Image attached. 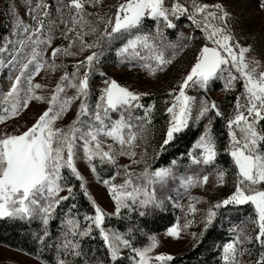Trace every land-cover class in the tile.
Returning a JSON list of instances; mask_svg holds the SVG:
<instances>
[{"label": "snow or ice", "instance_id": "snow-or-ice-1", "mask_svg": "<svg viewBox=\"0 0 264 264\" xmlns=\"http://www.w3.org/2000/svg\"><path fill=\"white\" fill-rule=\"evenodd\" d=\"M22 3L27 20L16 4L9 2L5 16L11 17V26L0 37V70H7L8 82L6 90L0 86V123L19 117L31 102L45 103L46 107L23 130L9 132L5 126L0 131V218L40 221L41 229L33 233L34 239L41 249H55L52 261L42 264H75L77 259L82 264H118L121 249L129 250L130 264H169L171 254L153 252L159 244L155 234L148 235L147 244L134 246L136 227L121 232L104 226L106 216L120 218L123 213L124 219L131 220L138 212L143 217L149 209L163 208L166 200L184 211L183 223L177 217L165 230L172 238H179L196 223L202 228L190 235L203 237L223 209L250 205L249 216L229 228L231 238L219 248L220 260L222 264H264V71H258L259 62L247 56L250 46L239 42L225 6L201 0H118L107 11H100L102 0ZM259 6L264 9V0ZM182 17L193 31H178L174 40L169 39L168 30H175L176 21ZM57 33L66 43L52 46ZM198 38L202 43L193 62L176 87L167 92L166 129L158 149L154 147L149 155V142L155 135V101L145 105L142 98L148 93L132 91L111 77L95 89L99 94L93 100L91 79L97 73L105 76L98 66L105 54L113 51L119 64L139 67L154 76ZM60 57L82 58L75 59L69 71ZM58 69L62 71L50 89L48 84L34 80L42 71L50 74ZM214 79L223 82L225 92L240 84L227 116L215 101L189 94L190 89L206 92ZM74 103L73 118L58 126ZM141 110L142 115H138ZM217 117L224 120L227 130L224 152L230 157L228 168L216 164L218 142L212 122ZM193 119L208 122L187 150L185 171H179L184 153L167 165L155 166L156 158ZM122 157L127 163H119ZM78 158L107 188L114 204L112 213H105L89 193L86 179L77 168ZM98 165L115 171L102 176ZM230 173L233 190L223 198L206 201L191 194L193 188L205 187L210 176L216 186L226 185ZM117 176L122 177L119 183L115 182ZM73 178L79 182V192L91 211H80L76 203L69 205L61 213L58 236L45 245L58 206L76 197ZM170 181L175 184L177 197H187L185 204L171 195L163 196L173 190ZM201 201L206 208H197ZM94 231L103 241L104 256H97L95 249L89 255L82 244ZM245 254L255 258L245 262L241 259Z\"/></svg>", "mask_w": 264, "mask_h": 264}, {"label": "rangeland", "instance_id": "rangeland-1", "mask_svg": "<svg viewBox=\"0 0 264 264\" xmlns=\"http://www.w3.org/2000/svg\"><path fill=\"white\" fill-rule=\"evenodd\" d=\"M9 2H14L19 10L21 17L27 20L26 15V8L22 3V0H0V27L5 28V34L10 29V16H5V11L8 7ZM52 2V0H49ZM118 0H102L103 7L100 8V11H107L110 5L117 3ZM203 3H221L225 6L226 10L231 13V21L230 26L232 27L236 37L238 38L239 42L245 46H250V51L247 53L249 59H255L259 62L258 71H264V9H262L259 4L260 0H201ZM89 11H95V9H88ZM152 22L149 21L148 24L150 25ZM190 22L187 21L186 17L180 18L176 21L177 27L175 30H172L173 36L169 39L176 38V32L183 31L185 34L193 31L192 28L188 27L187 25ZM62 27V25H61ZM168 33L169 30H168ZM3 35V36H4ZM197 37H200V33L196 30ZM1 36V37H3ZM91 39V37H89ZM66 43V41H62L59 38V33H57V39L52 46H55L59 43ZM202 43L201 39H197L194 43H192L189 47L185 48L184 51L180 52L173 63L165 68L162 72H157L154 76H149L147 72L139 67L129 68L126 64L121 65L116 61L114 51L111 53L110 56L107 57L103 64L98 66L99 71H102L105 76L101 77L99 73L95 74L91 79V84L94 89L92 99L94 100L96 95L99 93L95 91L96 88L102 86V81L106 77H111L122 86L128 87L132 91L138 92H146L149 95L144 96L142 98V103L147 105L149 102L155 101V112L153 114V127L155 129V135L152 136L149 146L148 152L149 155L152 154L153 148H157L159 143L163 138V132L166 129V121L168 120V115L164 112V108L167 106L165 103L166 100H170V97L167 96V92L170 88L176 87L177 82L181 79L182 75L186 73L187 69L190 67V64L193 62L194 57L198 51V46ZM50 52V48H49ZM87 54V51L84 55ZM107 55V54H106ZM105 55V56H106ZM82 57H60L64 61V63L69 65L68 70L71 71V63L74 62L75 59H81ZM61 69H58L55 73H45L42 71L38 74L34 80L40 83H46L49 85V89L55 83V80L61 73ZM7 70H0V86H3L6 90L8 82L6 80ZM239 82H238V84ZM238 87V86H237ZM236 87V88H237ZM237 90H229L227 92L224 91L223 82L219 79H214L206 92H199L193 89L189 90L190 95L197 96L199 99L200 96H206L210 101H215L217 106L219 107L220 111L227 116L229 114V102L228 98L225 97L226 94H236ZM72 90H68V94H71ZM78 103V101L76 102ZM76 103L73 104L72 108L69 112L64 116V118L58 122V126L61 124H67L75 114ZM46 107L45 103L41 102H31L28 109L24 110L19 117L12 118L5 123H0V131L5 129L7 126V130L12 132L19 128L23 130L25 125H30L34 122V118ZM138 115H142V110L137 113ZM220 119V126H224V120ZM203 121V126L200 133L204 130V125L208 122L207 119H202L199 122ZM193 119L190 124H197L199 123ZM200 133L195 137L192 143L196 140V138L200 135ZM215 134V133H214ZM218 137L217 134H215ZM191 143V144H192ZM191 146V145H190ZM189 146V147H190ZM188 147V148H189ZM137 152L140 151V148L136 149ZM188 150V149H187ZM187 154V152H186ZM185 154V155H186ZM82 155V154H81ZM180 157V156H179ZM187 158V155H186ZM187 161V160H186ZM119 163H127V158L122 157L119 160ZM77 168L84 175L86 179V184L89 193L92 195L93 199L96 203L105 211V213H112L114 211V204L108 194L107 188L100 182H98L95 177L92 175L90 169L88 168L87 163L82 159L78 158L76 161ZM161 166V165H159ZM98 171L100 174L103 175H111L112 169L110 166L105 165L103 168H100L99 165ZM139 168L140 166H134ZM215 167V166H213ZM180 172H184L185 168ZM210 172L211 169H208ZM122 177H116V183L121 181ZM178 183V181H177ZM170 184L172 182L170 181ZM173 190L171 192H165L163 196L171 195L173 199L178 200L180 203L185 204L187 202L186 196H179L177 197L175 192V184H172ZM233 190V176L231 173L227 177V184L223 186H216L214 177L209 178L207 185L203 188L196 187L191 190V194L196 196H202L205 198L206 201L216 200L218 198H223L229 192ZM61 195H64L65 192H61ZM158 195L160 193L158 192ZM247 205V204H246ZM197 208L203 209L207 207V204L204 201L198 203ZM165 211L170 210L173 212V219L169 223H164L160 225L157 231L149 232L151 234H155L157 239L159 240V244L156 249L153 250L154 253L156 252H165L171 254L172 256L176 253L180 252L183 248H185L190 242H195L190 233L196 232L197 234L200 232L202 225L199 223L193 224L189 227L186 232H183L179 238H172L165 235V230L176 221V218L179 217L181 223L184 220V211L180 208H174L172 205V201L166 200L165 206L163 207ZM114 216V215H113ZM191 218V217H189ZM197 221H199L200 217L199 214L196 216ZM249 230H251V225L247 226ZM110 228V227H106ZM120 231V230H119ZM123 232V231H121ZM148 237V236H147ZM146 238L142 239V243L140 246L148 243ZM226 242L225 240L220 243V247L222 244ZM219 247V248H220ZM122 253H129L128 249H121ZM220 256V252H218ZM241 259L243 261L246 260V255L242 256ZM0 264H42V262L38 259L33 258L32 256L19 251L11 249L7 246L0 244Z\"/></svg>", "mask_w": 264, "mask_h": 264}, {"label": "trees", "instance_id": "trees-1", "mask_svg": "<svg viewBox=\"0 0 264 264\" xmlns=\"http://www.w3.org/2000/svg\"><path fill=\"white\" fill-rule=\"evenodd\" d=\"M5 28L0 27V37L4 35ZM168 35L173 36V31L169 30ZM118 46V45H117ZM107 54V55H106ZM102 62H105L111 53H106ZM101 62V64H103ZM236 88V94H226L229 100V113L232 111L235 104V98L241 88L239 85ZM243 103V101H242ZM220 119L217 117L212 122L213 133L217 134L218 142V158L216 161L217 165H222L225 168L230 166V157L224 152V147L227 143V130L223 126H220ZM203 126V121L197 124H189L182 132L177 133L174 136L172 142L165 147V150L161 155L154 161L155 166L167 165L168 162L176 157H179L181 153L186 154L188 147L191 145L195 137L200 133ZM158 149V147H157ZM186 155L180 161L181 170L184 165L187 164ZM215 166V165H214ZM67 175V173L65 172ZM76 190L75 199H69L62 202L58 206L54 218L49 223L50 236L46 238L45 245L49 240H54L58 236V227L61 219V213L67 211V208L72 203H76L79 206L80 211H91V206L83 194L79 192V182L74 178L71 181ZM174 212V211H173ZM173 212L170 210L165 211L163 208L149 209L147 214L143 217L139 216V213H133L131 220L123 218V213L120 218L116 216H106L105 227H110L112 229L125 231L128 227H136L137 230L134 232L135 240L133 241L134 246H140L143 242L142 239L146 238L149 232L157 231L160 225L164 223H169L173 219ZM252 212L250 205H242L232 207L229 206L227 209H223L221 214L216 218L213 226L205 231L203 237H199L195 242H190L185 248L180 252L173 255V260L169 264H222L220 256L218 255L220 243L222 241H227L231 238L229 233V228L233 224H240L244 221L246 217ZM224 217H227L226 219ZM81 222L82 217H81ZM248 226V225H247ZM246 226L247 230L248 227ZM41 229V224L38 219L32 220H20L13 218H0V244L7 246L14 250L22 251L35 259L39 255V259L42 261L51 262L55 253V249H48L46 246L41 249L40 245L36 242L33 237V233L39 232ZM140 229L143 231L141 232ZM94 237V238H93ZM93 237L84 238L82 244L85 249L88 250L89 255L93 249H95L97 256H104L106 249L103 248V241L99 237V233L94 231ZM129 253H122V258L118 261V264H130L128 260ZM246 255V260H252L255 257ZM75 264H82V262L77 259Z\"/></svg>", "mask_w": 264, "mask_h": 264}]
</instances>
